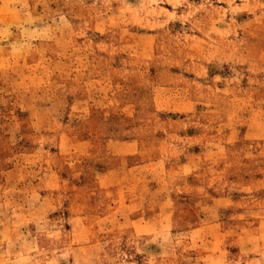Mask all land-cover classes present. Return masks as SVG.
I'll return each instance as SVG.
<instances>
[{
    "label": "rangeland",
    "instance_id": "374dc122",
    "mask_svg": "<svg viewBox=\"0 0 264 264\" xmlns=\"http://www.w3.org/2000/svg\"><path fill=\"white\" fill-rule=\"evenodd\" d=\"M0 264H264V0H0Z\"/></svg>",
    "mask_w": 264,
    "mask_h": 264
}]
</instances>
